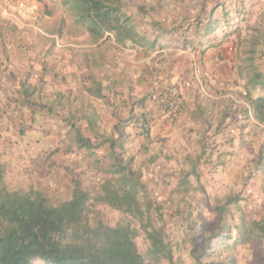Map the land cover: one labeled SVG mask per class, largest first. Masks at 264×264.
<instances>
[{
  "label": "rangeland",
  "instance_id": "1",
  "mask_svg": "<svg viewBox=\"0 0 264 264\" xmlns=\"http://www.w3.org/2000/svg\"><path fill=\"white\" fill-rule=\"evenodd\" d=\"M245 4L248 13L245 19L240 22L236 15L229 17L228 22L234 23L232 35L238 37L243 55L253 60L264 0ZM24 9L22 59L11 58L7 49V40L16 41L18 36L7 33V25L0 26L2 182L9 192L37 191L57 205L71 198L75 184L95 192L108 177L100 168L102 163H110L108 145L100 144L95 134L115 139L117 132L110 123L104 124L99 101L86 95L82 78L89 73L87 61H91L90 73L95 76L110 71V67L99 68L96 50L99 40L93 41L75 23L61 0H31L23 5ZM71 43H76L79 49L73 52L67 46ZM83 46H91L90 60L82 52ZM112 51L111 46L105 48L107 58ZM248 67L242 65L244 74ZM20 86L22 96L17 93ZM250 91L257 94L254 89ZM57 93L61 100L54 106ZM237 100L247 102L239 95ZM88 106H94L91 112L96 119L91 127L82 119L91 113ZM220 107L212 105L210 125H220L236 115L243 118L240 135L216 144L221 136L228 138L224 136L228 133L221 129L209 131V126L201 136L203 146L196 144L194 149H186L181 145L180 160L168 162L169 168L179 169L181 173H190L192 165L197 164L194 172L197 178L194 174L188 177L193 189L189 193L177 191L179 175L155 177L157 173L151 171L154 168L147 159L148 153L140 151L142 146L136 131L131 145L126 146L127 152L122 153L124 160L131 159L130 168L139 174L158 207L159 212L153 214L152 220L156 228L162 229L172 250L169 260L150 262L146 255L149 244L139 232L135 245L147 264H264V239L241 244L235 228L242 219L264 224V123L248 118L243 104L224 105L225 117L219 112ZM71 124L91 141L92 150L72 144ZM160 168L166 170L168 166L160 165ZM227 196L237 197L238 202L226 207V219L220 223L215 207L223 204ZM86 216L90 224L100 221L109 227L124 223L139 227L136 220L101 204L91 205ZM32 264L45 263L34 260Z\"/></svg>",
  "mask_w": 264,
  "mask_h": 264
},
{
  "label": "crops",
  "instance_id": "2",
  "mask_svg": "<svg viewBox=\"0 0 264 264\" xmlns=\"http://www.w3.org/2000/svg\"><path fill=\"white\" fill-rule=\"evenodd\" d=\"M28 1L0 0V26L7 25L5 31L18 36L16 41L7 40L11 58L22 59V7ZM247 2L250 0H123V12L136 25L144 39L142 44L127 41L119 45L106 34L96 50L99 68L110 67V71L95 76L90 73L91 61H87L89 73L82 78L83 89L89 99H98L100 115L104 124L115 128L114 140L122 145V153L127 152L126 146L136 136V121L145 118L150 123L148 138L138 139L140 151L147 152L152 162L151 171L157 173L155 177L180 176V170L169 168L168 162L180 160L181 145L186 149L203 146L201 136L209 126V131L221 129L228 133L224 135L228 138L221 136L216 144L240 135L242 117L235 115L220 125H210L212 105H221L219 112L225 117L224 105L243 104L247 117L253 119L248 102L237 97L245 99L248 89L242 65L253 64L264 78V15L257 30L254 62L243 55L238 37L232 35L234 23L228 22L236 15L240 22L245 19ZM67 46L73 52L79 49L76 43ZM107 46L113 48L108 58ZM91 51V46L82 47L88 60ZM9 62L15 64L13 59ZM21 86L17 93L22 96ZM172 88L175 92L169 93ZM254 90L257 94L253 96H264L261 87ZM97 91L98 96L94 94ZM58 95L54 106L60 104ZM169 101L176 107L174 118L166 111ZM88 107L90 112L94 108ZM93 113L82 118L89 127L96 123ZM160 165L168 168L162 170Z\"/></svg>",
  "mask_w": 264,
  "mask_h": 264
},
{
  "label": "trees",
  "instance_id": "3",
  "mask_svg": "<svg viewBox=\"0 0 264 264\" xmlns=\"http://www.w3.org/2000/svg\"><path fill=\"white\" fill-rule=\"evenodd\" d=\"M61 3L93 41L106 34L112 35L119 45L127 41L141 45L144 40L123 12V0H61ZM248 66L245 100L254 119L264 123V96L250 93L255 87H261L264 92V78L253 64ZM26 92L24 88L25 97ZM94 94L98 96L99 92ZM71 132L73 145L86 150L94 148L74 124ZM95 135L100 144L108 145L110 159L109 164H101L102 172L108 177L95 192L75 184L69 200L52 205L37 191L9 192L3 185L0 170V264H32L34 260L45 264H147L135 245L139 232L149 244L146 255L150 262L171 258L172 250L164 232L152 220L159 209L139 174L130 168L131 159H123L122 145L117 140ZM115 149H120V153ZM196 167L194 163L190 173H181L177 191L193 190L188 177L195 175ZM237 202V197L227 196L223 204L215 207L220 223L226 219V207ZM93 204L119 211L136 220L139 227L129 223L109 227L100 221L90 224L86 215ZM235 228L241 244L264 239V224L242 219Z\"/></svg>",
  "mask_w": 264,
  "mask_h": 264
},
{
  "label": "built area",
  "instance_id": "4",
  "mask_svg": "<svg viewBox=\"0 0 264 264\" xmlns=\"http://www.w3.org/2000/svg\"><path fill=\"white\" fill-rule=\"evenodd\" d=\"M31 1V0H29ZM186 86H189L188 84H186ZM175 92V89H170L169 90V93H174ZM166 106V111H167V114L169 115L170 118H174L176 116V107L173 103V101H169L165 104ZM135 131L138 133V135L141 137V138H147L150 134V123L148 122L147 119L145 118H140L136 121L135 123Z\"/></svg>",
  "mask_w": 264,
  "mask_h": 264
}]
</instances>
